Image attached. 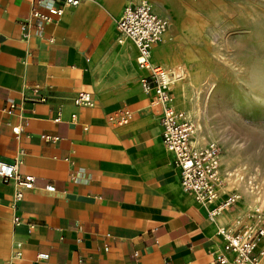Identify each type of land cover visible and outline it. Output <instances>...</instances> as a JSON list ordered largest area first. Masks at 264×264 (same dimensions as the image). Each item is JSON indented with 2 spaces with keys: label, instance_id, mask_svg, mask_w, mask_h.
<instances>
[{
  "label": "crops",
  "instance_id": "1",
  "mask_svg": "<svg viewBox=\"0 0 264 264\" xmlns=\"http://www.w3.org/2000/svg\"><path fill=\"white\" fill-rule=\"evenodd\" d=\"M138 1L80 0L38 26L33 10L48 13L59 0H0V160L36 177L20 199L14 182L0 180V264H212L233 255L220 231L242 232L243 211L211 214L225 195L205 203L184 191L162 140V105L142 88L150 71L117 29ZM149 1L172 17L151 61L171 64L186 41V5ZM80 91L92 105L75 104ZM172 93L185 111L187 90ZM257 242L259 251L264 235Z\"/></svg>",
  "mask_w": 264,
  "mask_h": 264
},
{
  "label": "rangeland",
  "instance_id": "2",
  "mask_svg": "<svg viewBox=\"0 0 264 264\" xmlns=\"http://www.w3.org/2000/svg\"><path fill=\"white\" fill-rule=\"evenodd\" d=\"M183 1L188 17L179 18L178 28L186 41L176 64L161 61L182 75L171 93L186 81L182 62H189L195 90H187L190 112L182 108L196 125L193 141L219 148V184L227 188L219 199L241 195L251 207L237 219L241 231L264 228V0ZM168 34L167 28L162 41ZM234 204L228 208L242 211Z\"/></svg>",
  "mask_w": 264,
  "mask_h": 264
},
{
  "label": "built area",
  "instance_id": "3",
  "mask_svg": "<svg viewBox=\"0 0 264 264\" xmlns=\"http://www.w3.org/2000/svg\"><path fill=\"white\" fill-rule=\"evenodd\" d=\"M61 5H51L48 13L34 9L32 14L36 25L53 21L54 16H61L65 6H76L80 0H59ZM169 18L158 14L149 0H140L124 7L122 16L116 26L122 36L129 38L138 49L137 63L140 67L150 71L149 77L141 80L142 88L146 92H153L154 102L162 105V140L170 152L173 153L176 165L181 172V185L184 191L192 193L199 202L210 203L217 197L216 186L220 181L219 148L215 142L202 146L192 144L195 123L186 112L177 109L173 103L170 90L171 80L167 69L161 64L151 61V52L155 44L162 41V37L169 27ZM93 95L89 91H80L75 97V104L92 105ZM13 106V102H11ZM129 115V114H128ZM77 114H72L76 120ZM60 120V116L56 118ZM19 127H13L18 133ZM0 180L4 183L14 182L17 186L15 198L20 199L28 190L35 188L36 177L33 174H21L18 161L7 162L0 160ZM53 191V185H47ZM237 195H231L211 210V214L218 213L237 201ZM15 221L20 219L15 217ZM226 237L224 248L233 255L219 254L212 264H264V248L256 251L258 239L264 235V228L243 232L223 228L220 231ZM41 253L39 257H47Z\"/></svg>",
  "mask_w": 264,
  "mask_h": 264
},
{
  "label": "bare ground",
  "instance_id": "4",
  "mask_svg": "<svg viewBox=\"0 0 264 264\" xmlns=\"http://www.w3.org/2000/svg\"><path fill=\"white\" fill-rule=\"evenodd\" d=\"M153 52V51H152ZM152 52H151V58H152ZM155 54H156V56H160V52L159 53H157V52H155ZM179 60H181V58L179 57ZM183 61V59L181 60V62ZM186 61V60H185ZM171 64H176V61H172L171 62ZM182 64H183V66H184V69H185V71H186V81L185 82H182L181 83V81H180V83H178V85H179V90H189L190 88L191 89H193V87H192V76L190 75V73H189V71H188V67H189V62L187 63V62H182ZM162 65V64H161ZM162 66H164V64L162 65ZM166 69H167V71H168V73L170 74V80H171V85L170 86H172V84L173 83H175L176 81H178V80H180L181 78H182V75H181V72H175L176 71V69L175 70H171V69H168L166 66H164ZM177 67V66H176ZM175 67V68H176ZM178 68V67H177ZM181 69V68H180ZM182 71V70H181ZM178 78H180V79H178ZM174 85V84H173ZM193 90H195V89H193ZM188 94H189V92H188ZM181 95V94H180ZM176 102V101H175ZM187 109V111H189L190 112V110H191V108H186ZM188 115V114H187ZM189 116H191V115H189ZM195 132L196 131H194V133L193 134H195ZM194 136V135H193ZM196 137L197 138H199V134H197L196 135ZM196 141H197V139H196ZM220 183V182H219ZM218 183V184H219ZM217 184V186H216V190H217V197L219 198V195H218V191H220V192H222V191H224V189H227L226 187L224 188V186H221V184H219L218 185ZM237 196H238V198H237V204H238V206L240 207V208H242V209H240V210H242V211H244L245 209H247V210H250L251 209V207L250 206H248V204H246L243 200L241 201V199H240V196L241 195H238L237 194ZM215 198V199H218V198ZM214 199V200H215ZM226 199H228V198H226ZM225 200V199H224ZM214 203V202H213ZM262 237H260V239H261ZM259 239V240H260ZM258 240V241H259Z\"/></svg>",
  "mask_w": 264,
  "mask_h": 264
}]
</instances>
